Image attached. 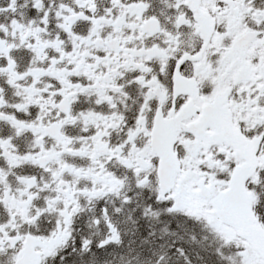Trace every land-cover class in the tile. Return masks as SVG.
<instances>
[{
	"label": "snow or ice",
	"instance_id": "1",
	"mask_svg": "<svg viewBox=\"0 0 264 264\" xmlns=\"http://www.w3.org/2000/svg\"><path fill=\"white\" fill-rule=\"evenodd\" d=\"M0 264H264V0H0Z\"/></svg>",
	"mask_w": 264,
	"mask_h": 264
}]
</instances>
